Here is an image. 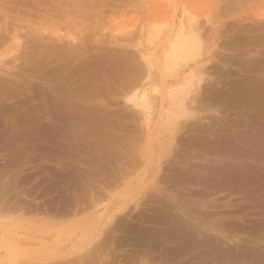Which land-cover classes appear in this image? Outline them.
Returning a JSON list of instances; mask_svg holds the SVG:
<instances>
[{
  "label": "bare ground",
  "instance_id": "obj_1",
  "mask_svg": "<svg viewBox=\"0 0 264 264\" xmlns=\"http://www.w3.org/2000/svg\"><path fill=\"white\" fill-rule=\"evenodd\" d=\"M184 6L188 18L159 51L115 56L96 50L105 43L87 30L26 27L19 1L0 0V249L9 264H264V13L212 50ZM241 47L250 58L242 71L213 68L206 83L214 65L205 60L219 51L237 59ZM116 98L131 110L108 113ZM51 104L55 114L21 108ZM231 107L244 117L185 128L202 116L196 109L220 117ZM238 197L242 214L260 218L250 229L230 216Z\"/></svg>",
  "mask_w": 264,
  "mask_h": 264
},
{
  "label": "rangeland",
  "instance_id": "obj_2",
  "mask_svg": "<svg viewBox=\"0 0 264 264\" xmlns=\"http://www.w3.org/2000/svg\"><path fill=\"white\" fill-rule=\"evenodd\" d=\"M18 1L20 5L19 13L22 14L24 26L31 27L34 30L40 31V33L48 31L52 35L59 34L64 37H79L85 35L84 32L87 30L86 36H88L90 41L100 40L105 43L103 47L93 46L96 50L102 48L108 54L113 52L115 56L132 54V52H135V49H142L152 54L159 51L160 47L165 43V37L173 25L175 24L176 26L180 22V19L186 20L188 18L184 4H186V8L192 15L190 18L193 17L196 23L204 28L209 49L214 48L216 45L224 49L226 43L237 37L240 28H242V19H245L247 16L252 17L259 13H264V0H63V3H59L54 7H52L50 0ZM234 1L236 2L234 3ZM175 13L176 16H174ZM51 14L52 20H49ZM10 15L15 17L18 14L13 9ZM163 23H167L169 27L162 31L159 39L150 43L149 39L154 34V28ZM239 49L235 52L237 59L227 60L224 58L225 54L223 52L219 53L220 51L214 53L213 59L206 56L208 59L205 61L210 60L214 65L207 70L206 83L209 84L213 80V77L219 73L212 71L213 68L220 70L223 68L226 70L230 69L237 73L242 71V64L248 63L250 58L242 56V47ZM252 53L256 54L257 52L253 51ZM228 55L233 56V54ZM180 76L182 77L183 75L180 74ZM52 80L56 82L57 78L54 77ZM157 80L159 81V77H157ZM170 81H173V79ZM106 99L111 100V97L108 96ZM161 100L162 98L159 99L155 107L153 126L159 120L161 114ZM25 107H31L30 111L32 113H34V109H37L38 113H43L45 111L43 109L46 108L50 114H53L54 110L57 109V106L52 104L50 106H21V108ZM213 107L216 110H222L220 106ZM103 108L108 113H112L116 109H126L129 107L124 106L122 100L116 98L109 101L107 106H103ZM129 109L131 110V108ZM194 111L196 114L202 116L198 120L191 122V124H186L185 128L202 125L206 120H214L215 122L218 121L217 119L221 121L228 119L233 121L244 117L242 110L236 109V107L225 109L223 115L220 117L214 116L212 112H206V110L203 111L202 109ZM251 117L253 116L247 118ZM252 119H255L257 123L261 121L259 117ZM139 120L144 121L142 115H139ZM26 171H31V169L29 168ZM32 176L35 177L34 174ZM245 200L242 197L233 198L229 208H235L239 213L232 215L226 212V214H231L230 216H234L235 218L239 216L241 220L236 219L238 220V225L242 227L243 224L246 229H250L252 225H257L260 222V218L255 214H246L247 211L242 214V203ZM216 201L222 202L223 200L218 196ZM233 246L230 245V247ZM234 251L242 255V244L234 246ZM4 259L5 251L4 249H0L1 264H9V261H5ZM14 264L17 263L15 262Z\"/></svg>",
  "mask_w": 264,
  "mask_h": 264
}]
</instances>
